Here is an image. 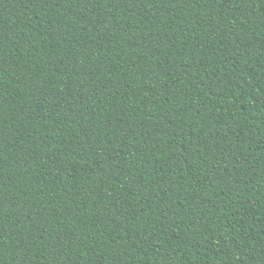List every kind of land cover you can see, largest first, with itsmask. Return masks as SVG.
Instances as JSON below:
<instances>
[{
    "label": "trees",
    "instance_id": "16d2710c",
    "mask_svg": "<svg viewBox=\"0 0 264 264\" xmlns=\"http://www.w3.org/2000/svg\"><path fill=\"white\" fill-rule=\"evenodd\" d=\"M0 264H264V0H0Z\"/></svg>",
    "mask_w": 264,
    "mask_h": 264
}]
</instances>
